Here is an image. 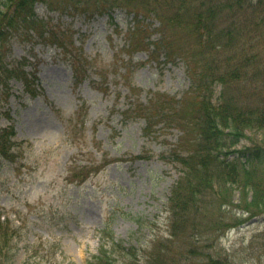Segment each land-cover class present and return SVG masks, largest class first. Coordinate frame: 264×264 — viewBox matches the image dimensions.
Returning a JSON list of instances; mask_svg holds the SVG:
<instances>
[{
  "label": "rangeland",
  "instance_id": "rangeland-1",
  "mask_svg": "<svg viewBox=\"0 0 264 264\" xmlns=\"http://www.w3.org/2000/svg\"><path fill=\"white\" fill-rule=\"evenodd\" d=\"M20 1L1 5V48L8 64L25 61L41 95L31 98L24 80L12 79L9 87L0 81V132L13 127L15 133V162L0 156V215L13 221L1 259L39 264L43 255L46 264H88L101 255L107 227L115 240L106 236L103 247L116 264H202L201 257H207L203 264H264V212H248L251 195L222 186L224 167L212 169L211 184L200 187L197 149L204 142L196 133L188 145L192 133L180 126L191 108L182 103L189 77L183 64H166L159 42L150 52L159 36L148 27L153 18H137L148 28L142 33L122 7L127 0H31L29 14ZM133 1L163 9L175 0ZM49 34L66 43L64 51L45 39ZM132 37L139 43L130 44ZM258 43L262 51L241 83L253 90L247 105L264 79V42ZM229 52L220 60L229 61ZM72 57L76 69L88 61L82 81ZM162 94L170 98L159 104ZM161 109L177 122L161 125ZM167 113L161 115L166 122ZM244 134L237 145L213 148L215 164L226 161L224 153L264 148V130ZM183 156L192 170L180 163ZM188 201L201 204L177 209ZM191 231L196 237L189 238ZM193 253L199 254L194 260Z\"/></svg>",
  "mask_w": 264,
  "mask_h": 264
},
{
  "label": "trees",
  "instance_id": "trees-1",
  "mask_svg": "<svg viewBox=\"0 0 264 264\" xmlns=\"http://www.w3.org/2000/svg\"><path fill=\"white\" fill-rule=\"evenodd\" d=\"M8 1L0 0V12L1 5L8 4ZM26 1L21 0L20 5L25 6L23 9L29 6L27 7L29 14V10L32 11L31 0ZM122 7L136 15L143 14L149 17L153 15L160 19L163 25L159 31L169 35L168 42L162 40L164 52L170 61L180 59L187 64L191 89L182 103L191 104V108L184 114L188 120L180 123V126L184 129L188 128L190 134L192 133L188 145L195 144L192 140L196 139V133L204 142V146L197 149L199 174L201 172L200 187L211 184L212 169L217 167L219 170L224 167L221 170L223 177L220 176L222 186L224 188L234 186L235 190L242 191L246 196L251 195V201L246 203L248 212L252 213V217L263 214L264 148L253 147L247 150L242 148L239 152L224 153L226 161H219L218 164H215L213 151L215 148L237 145L246 137L245 132L264 130V79H262L263 83L258 85V90H254L259 93L252 105H247L251 99L250 93L253 92V90L250 91L252 87L245 89L241 86L243 79L251 75L247 64L257 60L256 52L262 51L258 42H264V0H175L163 5V9L127 0ZM28 14L26 16L29 18ZM191 35L193 38L189 37ZM48 40H54L64 47L57 35L49 37ZM0 42H4V39L0 38ZM1 43L0 81L7 87L12 78L24 80L26 90L36 96L37 89L32 88L34 80L28 79L27 73L22 68L24 63L14 61L8 64ZM232 46L235 51L231 49ZM226 49L230 51L229 56L233 57L224 62L220 58ZM249 55L253 57L248 59ZM238 56L245 59H238ZM157 101L159 104L165 103L166 97L162 96ZM163 113H167L165 109H161L157 115L161 124L177 122L178 116L175 114L171 116L169 113L167 114L170 120L166 122L168 117L162 118ZM14 135L12 128H4L0 132V156L10 162H15V154H12L10 146ZM228 141L230 144L227 146ZM229 155H234L236 158L228 159ZM184 158H180V163L182 166H187L189 171L192 170V166L187 164L190 158L186 157L185 162H182ZM261 166L263 169L260 170ZM184 175H186L185 172ZM188 188L189 186L186 189ZM199 188L192 187L197 190L194 194L198 197L201 190ZM177 196L181 194L178 193ZM199 204L201 201L179 203L177 209L184 211L188 207H198ZM10 225L8 219L6 221L0 219V244L2 245L3 241V247H7L6 249H8V242L11 241ZM193 232L191 231L189 238L197 234ZM106 233L111 236V232L106 231ZM119 248L121 250V247ZM100 254L94 255L96 262H90V264H116L104 247L101 248ZM197 255L199 254L193 253V260ZM12 258L13 256L2 260L0 256V264H8ZM105 258L107 261H104ZM205 260L207 257H201L200 262L203 264Z\"/></svg>",
  "mask_w": 264,
  "mask_h": 264
}]
</instances>
